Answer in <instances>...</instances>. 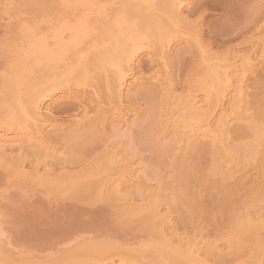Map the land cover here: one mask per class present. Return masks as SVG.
<instances>
[{
	"label": "bare ground",
	"instance_id": "1",
	"mask_svg": "<svg viewBox=\"0 0 264 264\" xmlns=\"http://www.w3.org/2000/svg\"><path fill=\"white\" fill-rule=\"evenodd\" d=\"M63 2L65 0L54 4ZM122 3L129 7L122 8L121 14L116 13V16L110 19L108 30L101 36V38L107 37L108 40L99 45L94 44L93 47L96 50L90 58L93 68L109 70L113 76V79L106 82V89L109 95L113 94L114 99L109 101L105 109L102 107L105 102L102 101L101 104V98H98L100 95L97 97L95 91L92 93L77 88L85 85L89 78L87 73H81L79 70L80 56H73L68 62L60 61L62 50L66 47L59 33L62 23L61 11L33 9L50 17L48 22L53 23V28L51 31L47 29L46 32L41 33V37L58 41L59 47L48 51L37 42L21 43L25 44L20 46V49H23L19 57L21 64L7 68V80L3 84V90L6 92L10 107L8 114H5L0 123V159L9 166H15L13 169L21 172L23 176H27L26 159L30 158V162H34L31 176L48 189L53 188L52 190L57 191L64 187H76L71 174L68 173L70 176L65 173V176L57 174L67 170L66 159L48 138L49 134L65 131L67 125L66 122L59 120L58 122L53 118L51 105L57 101L75 99L79 103L78 110L84 114L83 123L74 120L75 123L72 122L74 126L71 124L75 127L73 129L75 134L91 124H95L94 128L97 129L94 130L100 128L99 131L105 130L110 125L109 128L113 132L112 138H117V142L107 145L104 151L105 160H107L105 165L108 164L110 167L108 170L112 169V172L104 176L101 188L106 189L107 193L115 199L123 200V205L126 207L123 215L129 217L145 215V225L150 227L156 237L152 238L154 242L152 247L141 248L136 255H131L126 248L114 244L76 243L74 248L67 249V253L64 252L66 254L62 256L63 258L51 259L48 263L101 264L104 259L111 258V264H223L222 255L226 251L224 249L235 251L252 242L256 246L255 250H261V241L264 239V236L260 239L264 232V204L261 205L264 203V194L261 193V191L264 192V128L261 124H257L256 120L254 122L251 120L256 95L250 92L251 86L248 81L264 64V38L260 35L259 41H256L257 44L253 42L255 45L252 43L251 48L248 46L250 49L247 48L248 50L235 58L223 57L218 58L217 63H208L201 77L183 87L181 94L178 95L175 94L177 88L172 81V75L170 76L172 59H176L175 55L178 54L174 52L179 51L178 47L183 44L180 47L182 50L196 49L200 53V46L205 44L202 43L204 41L200 38L202 36L198 34L197 27L188 24L190 22L188 20L186 22L184 17V10L193 4V0H122ZM63 15L70 17L71 13L65 12ZM118 16H123L125 19L117 22ZM86 53L84 51L81 55ZM144 54L150 58L152 64L146 67L150 70V75L141 78L136 74L140 71L139 59ZM172 56L175 57L172 58ZM212 57V60H209V55L206 58L201 56V60L206 64L216 59ZM113 63L118 65L121 71H116L112 66ZM35 68L47 70L49 77L41 83L40 89L29 92L39 86L36 82L37 78L32 77ZM145 83L155 86L160 95L159 103L162 104L159 105L158 110H155L156 116L150 117L154 118L152 124L155 125V129L153 128L155 133H159L162 142L169 141L167 148L171 153L173 152L179 162L181 161L175 169L179 175L178 186L185 188L189 183L194 187L197 185L196 193L194 192L197 198L202 195L205 186V191L209 186L212 190H218L219 194L221 193L220 196L224 194L223 196L229 197L251 182L253 170L257 173L259 171L260 178L259 180L256 178L258 183L255 184L257 187L254 185L256 189L251 191V193H261L259 198L253 201L257 206L260 205L259 210H249L254 207V203L251 204L253 206L239 205L241 206L239 209L248 208V210L238 211L243 213L240 215L236 211L234 215L236 217L234 220L232 218V223L227 229L229 231L225 233L227 238L221 237L222 241L226 239V242L221 243L222 241L220 242L218 238L210 241L211 239L208 240L210 237L206 239L207 234L205 240H202L200 235L203 232L201 234L197 232V235L193 234L190 237L177 234L174 229L176 226L173 227L174 212L171 211L173 208L170 210L172 198L169 196L171 194L166 193L172 190L170 188H167L169 191L166 190L165 185L163 186L165 181L163 182L162 178L156 179L146 175L138 153L127 148L130 144L129 137L133 134L132 130L135 127L138 128L137 125L143 119V115L140 111L137 112L135 107L126 108L125 103L132 102L135 90ZM3 95L5 96V93ZM260 117H264V111L260 113ZM237 132L239 135L235 137ZM74 133L68 137L74 138ZM233 139L242 142L239 144L237 142L234 146ZM156 140L159 144L158 139ZM200 149L204 151V154L207 151L209 155H213L209 163L212 166L214 162V165L208 169L207 174L197 172L198 175H196L195 167L197 166L195 165H199L198 162L200 163L202 158L201 155H196L200 153ZM193 156L200 157H197L200 160L198 162L196 158L193 160ZM249 161L252 163L256 161L255 166L258 165L259 168H255ZM193 170L195 175L191 174ZM93 172V170L87 171V175L92 176ZM190 175L196 177L192 178ZM199 177V181L195 182V179ZM201 177L204 179L202 180ZM174 185L176 184L173 183L171 186ZM133 188L139 191L137 198L136 194H131ZM223 196L221 198H224ZM198 201L191 202L198 203ZM192 205L195 206L190 204L189 207ZM119 249L122 250V254L113 260L111 252ZM1 252L0 249V254ZM260 259L250 264H264V256L262 260ZM45 260L42 258L39 261L36 259L10 261L0 258V261H4L5 264H48ZM225 262L227 263L226 259Z\"/></svg>",
	"mask_w": 264,
	"mask_h": 264
},
{
	"label": "rangeland",
	"instance_id": "2",
	"mask_svg": "<svg viewBox=\"0 0 264 264\" xmlns=\"http://www.w3.org/2000/svg\"><path fill=\"white\" fill-rule=\"evenodd\" d=\"M44 1L47 4L60 2V0H11L12 3L20 6L41 3ZM104 1L108 4L114 3L123 5L122 0H95V2L98 3H106ZM3 2L4 0H0V4ZM253 4L257 5L255 9L250 7ZM259 4L260 0H193V4L184 10V17L186 22L187 20L188 22L195 21L194 24H188L197 27L196 30L198 31V34L202 36L200 37L202 41H204L202 43H205L202 45L205 48L207 47L206 50L208 51L207 56L209 55V60H212V56V58L215 57L216 59L204 64L205 61L203 63L201 55L196 49H191V51L187 49L184 51L180 48L183 44L180 46L176 45L177 47L179 46V51L173 49L175 51L174 53H178L180 56L176 54V59H172L170 65V76L172 75V81L177 88L175 94H181L183 87L201 77L203 73L202 71L211 64L210 62L213 64L217 63V61L223 57L235 58L238 54L240 55L242 52H245V50H248V46L251 48L254 44L253 42L257 44L256 41H259L258 38H260V35L264 38V28H262V25H264V19H262ZM33 9L34 8L29 7H17L12 9L7 16L3 13V10L0 9V123L3 121L5 114H8V109L10 107L6 92L3 90V84L7 80L6 70L9 67H16L21 64L19 57L21 56L23 49H20V46L23 44L20 43L18 46L15 44V41L23 39L20 32L21 27L24 24L31 25L37 19L40 21H48L50 18L45 14H40L39 10L36 11ZM121 10L122 8H110L107 13L112 19L113 16L116 13H120ZM32 11H36L34 13H39L40 16L39 14L35 15ZM154 14H156V12ZM105 19L108 21V24H110V20H108L107 17H105ZM163 20L165 21V19ZM43 26L45 30L42 33L46 32L48 24L45 23ZM6 32L9 33L13 41L8 52L11 60L14 61V64L10 62L6 63L4 60V36ZM106 40H108L107 37H100L97 42H94V44L99 45ZM183 48H185V46ZM87 51L88 50L86 49L85 52ZM180 51L183 52L182 55ZM174 53H172V55H174ZM93 54L94 52L92 55ZM175 56H172V58ZM90 58H88L89 60L87 61L89 65V71L87 72L89 77L88 81L85 85L77 88H79V90L82 88L83 90L92 93L95 91L97 97L100 95L98 98H101V100L99 99L101 104L102 101L105 102L102 106L105 109L109 101H113L114 99V97H112L113 94L109 95L106 89V82L113 79V76L109 70L103 71L93 68L90 64ZM151 64L150 58L146 57L145 54L141 55L138 66L140 69L139 72L142 75L139 72L136 75L141 76V78L149 76L150 70L146 67L151 66ZM152 71L153 70H151V72ZM256 72L248 81L251 86L250 92L256 95L254 97L256 101L254 104L256 107L253 105L254 110L252 109L253 112L251 111V118L253 117V119L251 120L252 122L256 120L257 124H261L262 118L260 117V113L264 111V64L261 68L257 69ZM32 77L37 78L36 82L39 86H36L29 92H36L42 87L41 83L48 79L49 73L45 69L35 68ZM28 79L30 80V78ZM138 88L132 96V98L134 97L135 99L133 98L132 102H126L125 106L130 109L135 107L136 111H140L144 117L142 116V121H139L140 123L137 125L138 128L135 127L132 130L133 134L131 132L132 136L129 137L130 144L127 148L138 153L140 156L139 158L141 159V164L144 167L143 172L146 175L156 177V179L157 177H159V179L162 178L163 182L165 181L163 186L165 185L164 187L166 190H168L167 188H170V190L173 191V193H171L172 191L170 192L168 190L169 192L166 193L171 194V196H169L172 198V207L170 210L173 208V210H171L172 213L174 212L172 219L174 218L173 223L176 224H173V227L176 226L174 229L177 231V234L184 237H190V235L193 234L197 235V232H199L198 234L203 232L200 235V237L202 236V240H205L207 234L206 239L210 237L208 240L211 239L210 241H213V238L214 240H217L218 238L221 242V237H226L225 233L229 231L227 229L230 227L229 224L232 223V218L234 220L236 217H234L236 211L239 215L243 214L238 211L244 212L246 209L248 210V208L245 210L239 209L241 206L253 204V201L259 198L261 193L264 194L262 191L260 194L257 192L251 193V191L255 190L257 187V180L260 178V174L258 176L259 171L257 173L256 170H253V177L252 180H250L251 182L246 184V187L240 189L243 191L238 190V193L232 194L233 196L228 194L229 197L223 196V194L222 196L224 198H221V193L219 194L218 190H212L209 186V189L207 188L206 191L205 186L203 190L204 192L197 198V194H195L197 185H195V187L194 185L191 186L189 180V185L187 187L183 188V186H178L179 184H177V181L179 175L175 169L181 161L179 162L173 152L171 153L167 148L169 147V141L166 140L162 142L159 133H155V125L152 124L154 118L150 117L154 115L156 116L155 110H158L159 105L162 104L159 103L161 102L160 95L157 93L155 86L146 83ZM4 93L5 96L3 95ZM77 102L78 101L75 99H69L57 101L54 102L55 104L53 103L51 105V108L53 106V118L57 119L56 121L59 120L63 123L66 122L67 125L65 131L54 132L48 135L50 142L56 145V148L65 155L66 159L67 165L65 164V167H67V170L62 171L63 173L58 172L57 174L60 173V176L71 174L76 183V187H64L57 191H55V189L52 190L53 188L48 189L35 181L31 176L33 172L32 170L34 169V162H30V158L26 159L27 165L25 171L27 176H23L21 172L19 173L13 169L15 166H9L0 159V197L5 194L8 197L7 203H5L4 199L0 198V212L9 210L14 213L16 211L15 205L21 204L23 205V209H26L28 214L32 217L35 224V227L24 236L9 231V239L0 240V249L2 250L0 258L2 259L5 258L10 261H19L21 259L34 261L36 259L39 261L43 258V260L46 259L45 261L48 263L51 259L63 258L64 254L67 253L66 250L74 248L76 243H83L85 245L89 243L114 244L126 248L131 255H136L137 251L143 248V244L152 241V238L156 237L155 233L150 230V227L145 225V215H133L131 217L123 215L126 211V207L123 205V200L115 199L107 193L106 189L101 188V182L104 180V176L112 172V169L108 170L110 168L108 164L105 165V161L107 160H105L106 157L104 151L107 145L116 143L117 138H112L113 132L109 128L110 125L107 126L105 130L101 129L99 131L100 128L94 130L96 128H94L95 124H91L82 131H77L75 134L73 132L75 127H73L74 124L72 122L78 120L82 121L80 123H83L84 121V114L81 110H78L77 106L79 103ZM5 103H7V105H5ZM71 124H73V126ZM69 131L74 133L75 137L72 136L74 138L71 139L68 137L69 135H73V133L70 134ZM152 131H154L153 133L156 135H154ZM238 135L237 132L235 137H238ZM156 139H158L159 144L163 147L157 143ZM237 142L239 144L242 141H234L233 139L234 144L232 145L235 146ZM156 146L159 149L156 148ZM199 152L200 153H196V155H201V160L197 159L198 156H193V160L196 158L197 162L198 160L201 161L200 163L198 162L199 165H195L197 162L193 161L194 163L196 162L193 165L197 166V168L195 167V173H208V169L212 168L214 165L213 161L212 166L211 163H209L210 160H212L211 156L213 155H209L210 153L207 151H205L204 154V151L201 149ZM255 162L250 163L255 166ZM191 163L192 162H190V165H192ZM258 163L259 162H257V164ZM255 168H259L258 165L255 166ZM92 170L94 171L92 176H88L87 171ZM193 172L194 170L191 174ZM195 173L193 174L195 175ZM198 173L196 175H198ZM192 176L190 175V177ZM195 177L196 176L192 178ZM199 179L200 177L195 179V182H197L196 180L199 181ZM173 183L176 185L171 186ZM192 184H194V182H192ZM254 185L256 186L255 189ZM246 190L249 191L247 192ZM131 192V194H136V198L137 194L139 195V191L135 188H133ZM220 198L222 199L221 201ZM193 199L197 201L199 200V206L200 204L202 205L199 207L197 202L192 203L194 201ZM187 200L192 202L190 203ZM188 203L195 204V206L192 205V207L194 206L193 208L189 207L190 204L188 205ZM242 203L245 205H242ZM263 204L264 203L261 205ZM253 205L256 209L253 207L249 208V210H259L258 208L260 205L257 206L255 203ZM234 208H238V210H234ZM23 209L21 210V215H23ZM66 218L69 220L75 218L77 221L81 222V226L73 229H62L55 226L56 221L63 222ZM94 224L110 225V227H91V225ZM263 236L264 232L260 239H263ZM224 241L226 242V239ZM9 243H11V247H9ZM255 247V244L250 242L245 244L242 249H237L235 251L224 249L227 253L222 250L223 255H221L226 259L227 263L224 258L220 259L224 262L223 264H241V262H244V264H250V262L255 263L256 259L259 260L262 253H264V239L261 241V250H255ZM121 254L122 250L120 249L112 251V259L115 260V258ZM110 260L111 258H108V260L106 258L101 264H111ZM210 262H212L211 259Z\"/></svg>",
	"mask_w": 264,
	"mask_h": 264
},
{
	"label": "snow or ice",
	"instance_id": "3",
	"mask_svg": "<svg viewBox=\"0 0 264 264\" xmlns=\"http://www.w3.org/2000/svg\"><path fill=\"white\" fill-rule=\"evenodd\" d=\"M17 7H29L36 9H59L61 11V20L62 23L60 25L59 33L64 40L66 47L63 48L60 61L68 62L73 56H80L81 63L78 65L81 73L86 74L89 71L88 58H90L91 54L96 50L93 45L94 42H97L99 38L103 35L105 31L108 30L109 24L105 17L108 20L111 19L108 16L107 9L108 8H128V5H120V4H105L98 3L95 0H73V2H69V0H65V2L60 4H47V3H36L26 6H20L15 3H12L11 0H4L2 4H0V9L3 10V13L7 16L12 9ZM252 9H255L257 5L253 4L250 6ZM259 8L262 14V19H264V0H260ZM98 10V11H97ZM70 12L71 16H65L63 13ZM125 19L123 16L117 17V22ZM198 19V18H197ZM48 24V30L51 31L53 28V23L48 21H40L36 20L31 25L24 24L21 27V37L22 40L15 41V44L18 46L20 43L24 42H37L39 43L45 50L52 51L56 47H59L58 41H52L41 37V33L45 30L44 24ZM190 23H195V21H191ZM264 28V25H262ZM4 60L6 63H13L9 55L8 49L13 44L11 36L8 32H6L4 36ZM85 49H87V53H84ZM200 55L207 57V50L202 45L200 46ZM116 71H121V68L118 65L113 63L112 65ZM261 127L264 128V117L261 119ZM4 199L5 203L8 202L7 195H3L0 197ZM16 211L13 213L9 210H5L4 212H0V240H8L9 239V231H12L14 234L19 233L20 236H24L28 234L32 228L35 227L32 217L28 214L26 209H23V205L16 204ZM23 209V215H21V210ZM55 226L62 229H73L81 226V222L77 221L75 218L72 220L65 219L63 222L56 221ZM91 227H110V225H102V224H94ZM154 242L150 241L142 245L143 248L147 249L152 247ZM9 247H11V243H9ZM0 264H5L4 261H0Z\"/></svg>",
	"mask_w": 264,
	"mask_h": 264
}]
</instances>
